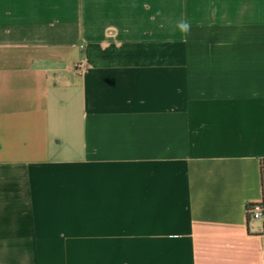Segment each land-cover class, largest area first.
Segmentation results:
<instances>
[{"label": "crops", "instance_id": "crops-1", "mask_svg": "<svg viewBox=\"0 0 264 264\" xmlns=\"http://www.w3.org/2000/svg\"><path fill=\"white\" fill-rule=\"evenodd\" d=\"M263 168L264 0H0V261L264 264Z\"/></svg>", "mask_w": 264, "mask_h": 264}, {"label": "built area", "instance_id": "built-area-1", "mask_svg": "<svg viewBox=\"0 0 264 264\" xmlns=\"http://www.w3.org/2000/svg\"><path fill=\"white\" fill-rule=\"evenodd\" d=\"M247 214L249 219L258 220L264 218V200L259 202H251L247 205ZM263 262H264V252H263Z\"/></svg>", "mask_w": 264, "mask_h": 264}, {"label": "rangeland", "instance_id": "rangeland-1", "mask_svg": "<svg viewBox=\"0 0 264 264\" xmlns=\"http://www.w3.org/2000/svg\"><path fill=\"white\" fill-rule=\"evenodd\" d=\"M35 262L0 261V264H34Z\"/></svg>", "mask_w": 264, "mask_h": 264}, {"label": "trees", "instance_id": "trees-1", "mask_svg": "<svg viewBox=\"0 0 264 264\" xmlns=\"http://www.w3.org/2000/svg\"><path fill=\"white\" fill-rule=\"evenodd\" d=\"M261 183H262V191H263V197H262V199L264 200V168L261 171Z\"/></svg>", "mask_w": 264, "mask_h": 264}, {"label": "clouds", "instance_id": "clouds-1", "mask_svg": "<svg viewBox=\"0 0 264 264\" xmlns=\"http://www.w3.org/2000/svg\"><path fill=\"white\" fill-rule=\"evenodd\" d=\"M182 27H184L185 29H187V25H183Z\"/></svg>", "mask_w": 264, "mask_h": 264}]
</instances>
